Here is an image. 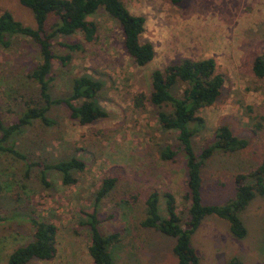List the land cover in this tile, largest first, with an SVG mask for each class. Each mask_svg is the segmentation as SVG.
I'll list each match as a JSON object with an SVG mask.
<instances>
[{
    "label": "rangeland",
    "instance_id": "obj_1",
    "mask_svg": "<svg viewBox=\"0 0 264 264\" xmlns=\"http://www.w3.org/2000/svg\"><path fill=\"white\" fill-rule=\"evenodd\" d=\"M122 1L132 14L146 18L142 42L153 44L156 57L139 67L125 52L120 25L104 9L89 17L98 27L93 43L80 36L54 41L55 54H70L72 61L68 66L53 62V98L69 97L74 78L92 76L103 84L98 103L109 117L81 126L64 105H55L48 112L53 125L36 121L8 142L24 158L0 154V264H8L15 250L33 241L32 218L58 227V253L53 260L29 264H93L90 229L84 224L107 178L117 183L100 204L99 216L101 231L119 233L122 239L111 248L114 263L177 264L176 239L145 229L141 222L151 190L174 194L178 213L187 216L186 158L178 153L162 160L163 150L179 146L177 133L161 127L160 109L148 101L144 108L135 103L137 96L150 97L152 73L172 62L214 58L228 76L216 106L200 112L207 130L194 138L196 151L213 142L221 125L249 144L235 154L217 153L206 163L203 203L224 205L234 199L235 176L255 169L264 158V80L251 69L264 53V0H185L183 6L170 0ZM6 11L24 25L36 26L19 0H0V16ZM54 22L50 19L49 25ZM71 42H82L85 51L72 53L61 45ZM39 63V49L30 38L0 45V115L6 125L18 120L28 102L39 100L38 85L28 77ZM72 159L86 164L83 172H75L74 185L65 186L56 170H45V165ZM160 211L166 217L163 197ZM240 218L248 230L244 240L231 234L227 221L206 219L192 237L200 264H227L235 257L245 264H264V198L254 199Z\"/></svg>",
    "mask_w": 264,
    "mask_h": 264
},
{
    "label": "trees",
    "instance_id": "obj_2",
    "mask_svg": "<svg viewBox=\"0 0 264 264\" xmlns=\"http://www.w3.org/2000/svg\"><path fill=\"white\" fill-rule=\"evenodd\" d=\"M173 5L183 6L185 0H170ZM29 9L36 26L29 27L18 21L6 11L0 16V45L10 47L15 37L30 38L38 47L40 63L29 74L39 88V100L27 103L26 110L12 125H6L0 115V154L10 153L24 156L7 145L24 127L36 121L46 126L53 125L48 112L55 105H64L71 120L81 126H90L106 119L109 113L98 103L103 89L101 81L92 76L82 75L74 78L70 96L54 99L52 96L55 77L52 74L53 62L58 60L63 66L72 61L70 54L58 56L54 52V41L59 37L80 36L82 42L93 43L98 34L97 24L89 21L99 10L104 9L121 27L124 37V49L127 55L139 67L151 64L156 51L152 43L142 42L146 32L147 20L130 12L122 0H19ZM55 22L49 25L50 19ZM82 42L61 44L67 51L83 52ZM253 75L264 80V53L257 56L252 64ZM152 93L147 99L143 94L136 97L138 108L145 107V101L160 109L158 122L161 127L177 133L179 146L167 147L161 152L165 161L173 160L178 153L186 158L188 173V191L184 199L189 203L187 216L178 213L177 198L167 192L161 195L151 190L146 200V217L141 222L145 229H153L165 236L176 239L173 253L177 264H200V257L192 245V237L201 228L206 219L215 217L229 223L231 234L238 240H244L248 230L240 218L251 202L257 197L264 198V158L258 167L235 176L236 196L224 205H205L203 203L202 170L206 163L217 153L235 154L248 148V141L237 137L227 125H221L215 132L213 142L197 152L194 138L207 130V121L201 117L203 109L216 106L220 100L228 76L221 71L214 58L194 60L184 58L167 65L163 70H155L151 76ZM85 162L78 159L59 161L45 165V170H56L65 186L77 183L75 172H83ZM46 171L42 172L45 184ZM117 180L107 178L98 192L93 212L86 215L84 225L89 227L91 244L89 255L93 264H115L111 248L122 239L119 233L106 235L101 231L103 218L99 216L100 204L114 190ZM161 197L165 200L166 217L161 215ZM35 228L33 241L15 250L8 259V264H29L33 260L50 261L58 253L59 229L55 224L31 219ZM227 264H245L238 258Z\"/></svg>",
    "mask_w": 264,
    "mask_h": 264
}]
</instances>
